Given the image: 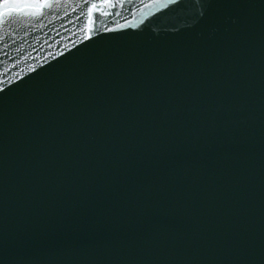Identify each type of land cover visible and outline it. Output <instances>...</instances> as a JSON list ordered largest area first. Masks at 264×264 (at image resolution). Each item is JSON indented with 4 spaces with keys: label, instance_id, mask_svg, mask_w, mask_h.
Wrapping results in <instances>:
<instances>
[{
    "label": "water",
    "instance_id": "obj_1",
    "mask_svg": "<svg viewBox=\"0 0 264 264\" xmlns=\"http://www.w3.org/2000/svg\"><path fill=\"white\" fill-rule=\"evenodd\" d=\"M0 89V264H264V0L5 16Z\"/></svg>",
    "mask_w": 264,
    "mask_h": 264
},
{
    "label": "snow or ice",
    "instance_id": "obj_2",
    "mask_svg": "<svg viewBox=\"0 0 264 264\" xmlns=\"http://www.w3.org/2000/svg\"><path fill=\"white\" fill-rule=\"evenodd\" d=\"M64 0H0V23H3L4 17H12L13 15L36 16L42 14L43 10ZM85 3L88 0H84ZM116 2H132V0H99L101 4H113ZM169 7L181 8L184 0H162ZM199 2V0H197ZM96 9V3H92V7L88 9L89 15ZM3 91V89H0Z\"/></svg>",
    "mask_w": 264,
    "mask_h": 264
}]
</instances>
